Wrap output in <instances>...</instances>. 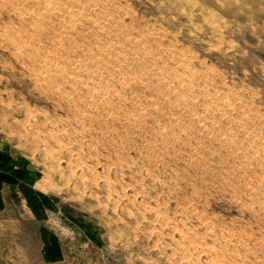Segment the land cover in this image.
<instances>
[{"label": "rangeland", "instance_id": "374dc122", "mask_svg": "<svg viewBox=\"0 0 264 264\" xmlns=\"http://www.w3.org/2000/svg\"><path fill=\"white\" fill-rule=\"evenodd\" d=\"M95 1H110L132 27L167 32L180 48L222 74L229 87L256 95L264 110V0ZM8 7L0 6V154L22 159L35 175L28 179V203L38 219L30 213L0 218V264H188L185 256L192 255L197 264H264L263 216L246 208L247 197L171 153L157 158L163 150L142 137L121 146L117 142L127 136L124 131L104 129L87 112L75 113L65 98L30 75L37 62H21L15 44L6 42L15 29L24 30ZM188 228L197 232L198 243L181 236ZM41 230L57 236L63 259H43ZM208 246L210 251L203 250Z\"/></svg>", "mask_w": 264, "mask_h": 264}, {"label": "bare ground", "instance_id": "6f19581e", "mask_svg": "<svg viewBox=\"0 0 264 264\" xmlns=\"http://www.w3.org/2000/svg\"><path fill=\"white\" fill-rule=\"evenodd\" d=\"M99 2L3 0L0 4H8L24 28L19 33L15 32L17 29L13 32L9 28L13 33L8 32L11 38L6 37L10 41H6V38L5 41L11 42L13 46L15 44L18 52L13 49L18 53H15L19 55L18 58L22 59L21 62H37L38 67L30 68V75L50 88L48 90L53 94L65 98L73 106L75 113L84 115L83 112H87V116L91 115L92 120L99 122L104 129L124 131L127 136L118 139L119 145L130 143L135 136L142 137L148 140L147 145L159 146L156 150H163L157 158L164 159L171 153L174 157L183 159L187 165L204 173H212L211 177L218 176L221 185L232 193L247 197L249 203L246 208L258 212L264 220V110L255 101L258 97L251 96V93H247L250 96L245 94L248 90L243 89L242 92L231 88L232 85L229 87L230 84H226L222 74L210 69L194 54L183 50L184 46L180 48L167 32L155 30V27H132L125 22L126 17L114 4H108L110 1L105 4ZM191 15L190 13L189 17ZM11 25L8 27H12ZM207 64L211 65L210 62ZM76 90H80L81 95L78 97L73 96ZM188 230H182L181 236L186 235L191 241L198 243L196 241L200 238L197 237V232ZM205 233L210 235V232ZM183 241L185 242L184 239ZM211 249L209 246L203 248L207 251ZM192 256H185L188 264H197V256Z\"/></svg>", "mask_w": 264, "mask_h": 264}, {"label": "crops", "instance_id": "0c3cea01", "mask_svg": "<svg viewBox=\"0 0 264 264\" xmlns=\"http://www.w3.org/2000/svg\"><path fill=\"white\" fill-rule=\"evenodd\" d=\"M29 177L34 178L35 175L26 168L22 159L0 154V218L11 215V218L21 219L23 214L26 216L30 213L33 220L38 219L35 213L37 211H29ZM40 237L45 261L55 262L65 257L56 235L41 230Z\"/></svg>", "mask_w": 264, "mask_h": 264}]
</instances>
